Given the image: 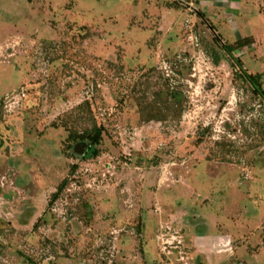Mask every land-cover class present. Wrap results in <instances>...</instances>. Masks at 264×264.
<instances>
[{
    "label": "rangeland",
    "instance_id": "rangeland-1",
    "mask_svg": "<svg viewBox=\"0 0 264 264\" xmlns=\"http://www.w3.org/2000/svg\"><path fill=\"white\" fill-rule=\"evenodd\" d=\"M182 1L0 0V264H264V0Z\"/></svg>",
    "mask_w": 264,
    "mask_h": 264
},
{
    "label": "crops",
    "instance_id": "crops-1",
    "mask_svg": "<svg viewBox=\"0 0 264 264\" xmlns=\"http://www.w3.org/2000/svg\"><path fill=\"white\" fill-rule=\"evenodd\" d=\"M201 5L207 6V7H213L215 5V3L213 2H202V0H200ZM224 5L228 6V8L234 9L236 10V8L240 7V0H227V3L224 2ZM216 6V5H215ZM218 7L221 5H217ZM207 11H212L214 12L215 9L211 8H207ZM240 30V29H239ZM242 31V29H241ZM243 33V31H242ZM232 38V37H231ZM233 228H230V230H226V231H220L219 233H217V235H213L210 233H202L198 238L199 240H197L196 244H198L197 246H199L201 248V252H202V257L207 258L208 261H211L214 263V260H218L220 258L218 253H221L223 250H225V247L227 246V244L229 245L232 240H236L238 239L237 236L239 235L237 232L239 231V226L238 223L236 224V222H229ZM194 239H195V235ZM257 257V256H256ZM223 259H225L223 257ZM230 260V258H228ZM256 261L252 259V263H255Z\"/></svg>",
    "mask_w": 264,
    "mask_h": 264
},
{
    "label": "trees",
    "instance_id": "trees-1",
    "mask_svg": "<svg viewBox=\"0 0 264 264\" xmlns=\"http://www.w3.org/2000/svg\"><path fill=\"white\" fill-rule=\"evenodd\" d=\"M183 5H185V2L182 0H175ZM224 48L228 52H232L230 47L228 45H224ZM216 62H218L217 59H215ZM238 63L241 65V61L237 60ZM241 74L245 78V80L252 86L253 93L256 94L258 97L264 101V86H263V76L261 73H249L246 70L241 69ZM84 137V138H83ZM83 139H88L91 143V148L93 149L95 154H98L99 151L97 150V146L100 144L102 140V128L99 126H94L85 136H82ZM67 179H64L61 184L58 187L57 192L53 194V199L58 196V193L62 191L66 186Z\"/></svg>",
    "mask_w": 264,
    "mask_h": 264
},
{
    "label": "built area",
    "instance_id": "built-area-1",
    "mask_svg": "<svg viewBox=\"0 0 264 264\" xmlns=\"http://www.w3.org/2000/svg\"><path fill=\"white\" fill-rule=\"evenodd\" d=\"M192 38H193V36H192ZM200 57H202L201 54H200ZM25 96H26V92L24 89L23 90L21 89L16 93H13L11 96H7L6 100H4V104H5L4 107H6L7 110H11V108H12L11 106L14 105V102L19 103ZM163 231H165V230H163ZM177 237L172 236V238H177ZM158 239H160V241H162V244H163V247L165 250H166L168 245H172V243H173V242H171L170 239H167V237L164 234ZM176 247H178V246H176Z\"/></svg>",
    "mask_w": 264,
    "mask_h": 264
}]
</instances>
